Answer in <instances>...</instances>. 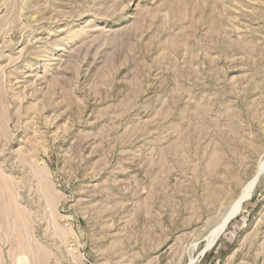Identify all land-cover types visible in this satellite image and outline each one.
Listing matches in <instances>:
<instances>
[{
    "label": "rangeland",
    "instance_id": "obj_1",
    "mask_svg": "<svg viewBox=\"0 0 264 264\" xmlns=\"http://www.w3.org/2000/svg\"><path fill=\"white\" fill-rule=\"evenodd\" d=\"M263 162L264 0H0V264H264Z\"/></svg>",
    "mask_w": 264,
    "mask_h": 264
},
{
    "label": "bare ground",
    "instance_id": "obj_2",
    "mask_svg": "<svg viewBox=\"0 0 264 264\" xmlns=\"http://www.w3.org/2000/svg\"><path fill=\"white\" fill-rule=\"evenodd\" d=\"M264 167V162L262 164H260L258 166V170L260 168ZM258 172V171H257ZM257 175V174H256ZM256 175L255 177L249 181L242 189L240 197L235 201V203L231 206V208L229 209L228 213L226 214L224 220L222 221V223L210 234V236L207 238V245L210 246L209 244H211L213 242V240L219 235V233L223 230L225 224L228 222V220L235 214H238L242 209V205L240 204L242 202V200L245 199V201L242 203L244 204L249 197L251 196V194L254 191L253 185L256 179ZM237 216V215H236ZM215 241V240H214ZM214 244V243H213ZM212 244V245H213ZM207 247V246H206Z\"/></svg>",
    "mask_w": 264,
    "mask_h": 264
},
{
    "label": "water",
    "instance_id": "obj_3",
    "mask_svg": "<svg viewBox=\"0 0 264 264\" xmlns=\"http://www.w3.org/2000/svg\"><path fill=\"white\" fill-rule=\"evenodd\" d=\"M263 173H264V167L260 168V169L258 170V172L256 173L257 175H256V179H255V182H254L253 188L256 187V185H257V183H258V180H259L260 176H261ZM249 198H250V197H249ZM244 201H245V199L242 200V202H241L240 204H242ZM236 215H237V214L233 215V216L228 220V222L226 223L225 227L227 226V224H228L233 218L236 217ZM215 242H216V241H215ZM215 242H214V244H215ZM214 244H213V245H214ZM213 245L207 246V247L204 249V251L202 252V255H204V254L206 253V251H207L208 249H210Z\"/></svg>",
    "mask_w": 264,
    "mask_h": 264
}]
</instances>
